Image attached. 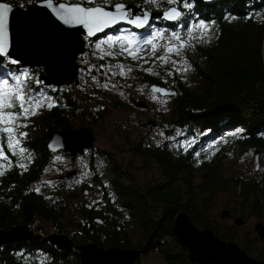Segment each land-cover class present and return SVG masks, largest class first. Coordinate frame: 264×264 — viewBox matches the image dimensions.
Masks as SVG:
<instances>
[{
    "label": "trees",
    "instance_id": "16d2710c",
    "mask_svg": "<svg viewBox=\"0 0 264 264\" xmlns=\"http://www.w3.org/2000/svg\"><path fill=\"white\" fill-rule=\"evenodd\" d=\"M0 1L26 8L37 0ZM129 1L157 9L149 0ZM167 1L158 3L163 8ZM177 3L191 4L190 8L180 10L210 26L208 43L194 46L195 58L190 61L195 85L187 86L177 76L168 82L150 75H143L142 79L176 91L173 111L166 121L178 122L189 130L195 138L196 152L191 154L188 149L176 154L163 144L131 139L125 128L120 133L124 147L116 146L102 154L109 161L110 175L107 185L102 187L101 199L87 205L84 196L79 199L77 191L41 180L53 158L63 155L49 151L50 133L73 129L65 108L78 107L67 90L46 86L55 106L39 117L37 129H28L30 137L22 146L30 152L31 159L18 152L14 155L0 136V148L8 157L0 159V172L4 173L0 176V229L10 230L19 224L41 237L2 244L0 264H80L77 247L85 244L134 250L137 252L134 264H141L140 258L154 251L159 252L166 264H201L188 258V248L173 232L179 212L187 214L196 227L208 228L226 242H234V233L219 230L206 217L207 203L217 191L230 192L241 208L256 217L264 212V178L243 181L237 176L223 177L220 156L209 160L202 155L201 147L217 135L237 128L233 134L236 144L264 148V0H177ZM159 19V23L172 28L177 24ZM18 68L7 57H0V71L14 74ZM41 70L35 67V73ZM34 86L32 81L31 87ZM65 97L66 106L61 103ZM80 111L87 116L86 126L91 128L100 126L105 116L103 111L94 112L90 103ZM92 151L91 148L89 152ZM124 151L134 154L141 161L140 166L135 167L132 160L117 155ZM20 164H25L27 170L20 168ZM152 164L158 167L160 178L140 177L138 169H148ZM198 173L199 181L194 183ZM199 194L205 195L201 201ZM51 233L65 235L72 247L58 248L46 239ZM253 245L244 241L240 248L248 255L253 252L254 257L249 256L264 264V247L256 251Z\"/></svg>",
    "mask_w": 264,
    "mask_h": 264
},
{
    "label": "rangeland",
    "instance_id": "374dc122",
    "mask_svg": "<svg viewBox=\"0 0 264 264\" xmlns=\"http://www.w3.org/2000/svg\"><path fill=\"white\" fill-rule=\"evenodd\" d=\"M118 1L130 2L129 0H107L105 3V0H100L99 3L108 7ZM149 1L153 3V7L157 8L156 11L166 9L170 6H176L181 9V7L183 8L185 5L183 3L179 6L177 0H175L174 3H169L167 1V5L165 4V6L161 8V5L158 3L159 0ZM65 2L74 3L79 2V0H68ZM143 5L151 11H155L149 8L145 3H143ZM158 20L160 19L155 17L145 28H140L139 30L116 24L117 27L113 26L112 29H108L111 30V32L108 33L106 29L104 33L97 34L92 40H90V37L87 35L83 36L85 40V51L77 56V63L79 65L77 83L73 81L68 85L59 84L55 86L54 84H50L48 87L60 88L61 91L67 90V92H69L68 94L74 100L75 105L78 106L74 110L68 106L65 108L74 129L89 125L87 124V116H82L80 111L82 106L87 105V103H90V108H92L94 112L96 110L105 112V116L101 118L100 122L102 123L100 126L94 127L91 125L92 136L94 138L92 153L87 151L82 155H78L74 160L66 157L68 155L64 153L63 155H57L53 158L46 168L45 173L42 175V182L45 184L63 185L68 190L77 191L79 199H83V191L87 189V194L84 197L86 199V204H95V202L101 199L102 187L107 185V179L110 175L108 168L109 161L105 160L102 154L108 150H113L116 146L124 147V142L120 133L121 130L125 128L128 129L131 139H142L154 145L163 144L176 154L185 152L188 149H191V154L196 152V149H193L195 138L192 134L188 133L189 130L185 126H181L178 122L172 123L166 121V118H168L173 111V96H163L159 93H155V98H153V93L149 89L150 84L143 81L142 76L150 75L155 78L162 77L166 82H168L170 78L177 76L184 81L187 86L194 87L196 79L190 61L195 58L196 53L194 46H202L208 43L210 39V26L204 21L193 19V17L187 15V12L183 11L181 17L175 20L174 23L177 24L174 28L159 23ZM201 22H203L205 26L203 29L197 27ZM190 28L192 31H189ZM121 29H127L130 32L136 33L139 39L152 38L154 32L161 33L160 36L154 39V43L157 46L155 53H153L151 45L143 46L139 53L148 61L147 63H145L144 60H133L127 54L106 55L108 51L118 52V46L110 49L107 44H102L100 49L96 48L98 42L105 40L108 35L120 34ZM173 32H178L181 40L189 46L182 49L178 56L172 55L167 62L160 61L157 57L164 55L166 46L180 43V41L172 37L171 34ZM172 61H178L179 63L173 64ZM118 65L123 66L125 75H120V68ZM129 68H131L132 71H127ZM148 68H152L153 71H146ZM185 68L188 70L184 71L183 69ZM177 69H180V71H177ZM24 71H27L30 76V79L26 81L27 87L25 88V92L27 93L30 90L34 96L44 101V106L36 110L37 114L28 115L27 119L17 121L18 124L27 125L26 127H18L16 129V133H27L25 137L20 138V144L15 149L18 153H20V147L24 148L22 146L23 142L30 137L28 133L29 127L36 128L39 117L49 110L47 103H53L48 88L43 85L37 87L40 73H35L34 67H19L14 74H9L7 70L0 71V79H7L9 84H12L14 83L13 77L22 75ZM41 72H43V69ZM93 77H95V79H93ZM32 81H34L35 85L33 88L31 87ZM105 84H107L108 87H104ZM139 101H143L145 107L139 105ZM66 102V97L61 100L64 106H66ZM149 120L156 122L155 125L146 126L145 123ZM235 132H237V128L229 129L225 131L224 134H219L207 143L202 144V155L209 160L220 156L223 177L237 176L243 181L251 178H264V148L251 146L243 147L236 144V140L233 136ZM0 136L6 142L5 145L7 146V140L4 134H0ZM12 142L15 144V140ZM25 150V153L20 154L28 158L30 152L27 149ZM118 153L117 155L120 158L132 160L133 166H140L141 161L131 152L124 151L122 154ZM91 155L93 156L91 157ZM256 157L258 166L255 161ZM147 168L148 169L145 168L146 170L143 168L138 169L140 177L148 180L160 178L157 166L152 164ZM71 170L76 171L75 176L68 179L60 178V176ZM197 175L198 177L196 176L194 178V183L199 181V173ZM199 196V201H201L205 195L199 194ZM226 208L234 212L235 216L244 217L245 222L241 225H237L234 223L233 217H221V211ZM206 214V217L209 218L219 230L228 229L229 232H233L234 242L239 247H242L244 241L250 242L252 245L255 241L252 249L256 251L262 250L264 247V237L262 239L259 238L254 229L256 222H264V212L257 217L248 213L246 209L240 207L238 202L234 201L230 196V192L217 191L216 194L211 196L207 203ZM200 227L201 226H199V228ZM252 253H249V255L253 256ZM121 255H124L123 257L125 258L131 257L129 256L130 254ZM41 257L42 254H40L39 258ZM140 262L141 264H166L158 251L142 256Z\"/></svg>",
    "mask_w": 264,
    "mask_h": 264
},
{
    "label": "water",
    "instance_id": "95a60500",
    "mask_svg": "<svg viewBox=\"0 0 264 264\" xmlns=\"http://www.w3.org/2000/svg\"><path fill=\"white\" fill-rule=\"evenodd\" d=\"M206 2H213L215 0H204ZM2 3H8L5 1H0ZM59 3H67L63 0H54V6ZM117 3H123L125 5L126 10H130L131 13L135 15H142L147 12L149 15V21L153 18H161L166 21H175V20H167L163 18V13L166 10L171 8H176L178 12L182 14V11L176 6H170L166 9L160 11H151L144 5L140 3H130L118 1L114 4L105 7L108 11H115L114 5ZM11 5L12 12H14V16L19 20L21 18L20 15L27 14L29 11L42 8L41 10L50 16L53 23V29L55 34H57L58 42H62L64 44V48H60L56 53L51 52L52 47L47 44L49 43V39L46 40V48H49L47 51L43 50L40 53L39 50L36 51V55L34 51H30L26 58L28 59H20L21 57H15L12 55V52L9 50V56H7L8 60L14 59L17 61V64L27 65L29 67H41L43 72H40L39 75V83L44 86H48L50 84L59 85L65 84L68 85L71 82L75 81L77 83V73L79 65L77 63V56L79 54L84 53L85 40L83 38L84 35H87L86 30L82 26H69L64 25L61 21H59L52 9L48 8L45 0H37L31 5H28L26 8H21L17 5H13L12 3H8ZM46 5V6H45ZM43 6V7H42ZM177 20V19H176ZM118 25H130L125 21H119ZM133 26V25H132ZM18 32L21 33V30L18 29ZM57 32V33H56ZM72 32L71 39L69 43H66V34ZM101 33V32H99ZM97 33V34H99ZM96 34V35H97ZM20 35V34H19ZM95 35V36H96ZM64 36V37H63ZM93 36V37H95ZM66 37V38H65ZM90 37V38H93ZM64 41V42H63ZM71 41V42H70ZM6 46L10 47L11 50L14 47V44L10 41L6 42ZM12 46V47H11ZM8 48V49H10ZM15 49V48H13ZM55 49V48H53ZM52 49V50H53ZM56 50V49H55ZM43 52V53H42ZM39 53V54H38ZM53 53V54H52ZM12 64V63H11ZM15 65V64H14ZM60 66L61 70L59 72H55L56 67ZM55 68V69H54ZM61 74V75H60ZM153 87L163 88L168 93L163 96H174L176 91L172 88H168L159 84H150L149 89L152 91ZM174 93V94H173ZM139 105L145 107L143 101L138 102ZM146 126H153L155 122L149 120L145 123ZM92 128L90 126H81L77 129H69V130H54L50 133L49 140L47 142V147L50 152H63L64 154L76 157L77 154H82L84 150H90L92 148L93 136H92ZM256 164L258 166L257 157L255 159ZM256 166V168H257ZM76 171L71 170L66 174L60 176L61 179H68L70 177L75 176ZM87 194V189H84L83 196L85 197ZM228 215V210L223 209L221 211V217H225ZM96 221L101 222V219H96ZM244 222L242 217H237L235 219V223L237 225H241ZM258 235L263 237L264 235V225L261 222H256L254 225ZM173 232L175 236L178 238L180 243L188 248V258L191 261H196L201 264H259L258 260H255L251 256H249L244 249H241L237 244L231 241H224L219 237L215 236L213 232L208 228H199L196 227L188 218L187 214L184 212H179L174 220L173 224ZM40 238V234H34L33 231L28 230L27 227L22 225H15L10 230H2L0 229V246L8 241H14L17 239H26V238ZM46 239L51 243L55 244L58 248H70L72 247V242L65 235H58L56 233L49 234ZM80 253V264H95L93 262V258L99 259V262L102 264H134V260L136 259L137 252L134 250H122L118 248H108L102 249L93 244H85L77 247ZM127 254L131 257L125 258L124 255ZM121 255V256H120ZM112 257L110 262H103L109 257ZM93 257V258H92ZM92 261V262H91Z\"/></svg>",
    "mask_w": 264,
    "mask_h": 264
},
{
    "label": "snow or ice",
    "instance_id": "6c2138e0",
    "mask_svg": "<svg viewBox=\"0 0 264 264\" xmlns=\"http://www.w3.org/2000/svg\"><path fill=\"white\" fill-rule=\"evenodd\" d=\"M107 0H105V3ZM169 3H174L175 0H168ZM48 8L52 9L56 18L61 21L64 25L69 26H82L87 33L88 37H93L99 32H103L107 28H112L119 21H125L126 23L133 25L136 28H144L148 25L149 15L147 12L142 15H133L130 10H126L123 3H117L114 5L115 11H108L106 8L99 3V0H79L72 4L59 3L54 6V0H45ZM184 7H191V4H185ZM11 5L8 3L0 2V57L9 56V49L6 46V34L8 26V14L11 12ZM181 16V13L176 8H171L163 13V18L167 20H176ZM197 27L203 29L205 26L201 22ZM189 31H192L190 28ZM127 33V34H124ZM160 32H154L152 38L139 39L136 33L130 32L127 29H121L120 34L108 35L105 40H102L96 44V48L100 49L102 44H107L111 49L115 46L119 47L118 52L108 51L106 55H121L127 54L133 60H144L145 63L148 61L144 59L139 53L142 47L145 45H151L153 53L156 51V44L154 39L160 36ZM172 37L180 41L179 44H170L164 49V55L157 57L160 61L169 60L172 55H179L182 49L187 48L189 45L181 40L178 32H173ZM10 63L16 64L17 61L14 59L9 60ZM173 64L179 63L178 61H172ZM120 68V75H125V71L122 65H118ZM187 71L188 69H183ZM127 71H132L129 68ZM148 72H152V68L146 69ZM180 71V69H177ZM30 79L29 73L24 71L22 75L13 77L14 83L9 84L7 79H0V134H4L7 140V148L16 154V147L20 144V138L27 135L26 132L16 133L18 127H26L27 125L18 124L17 121L21 119H27L28 115L37 114L36 110L44 106V101L38 99L29 90L25 92L27 87L26 81ZM95 79V77H93ZM39 83V81H37ZM104 87H108L107 84ZM153 98L155 93H161L167 95L165 89L153 87L152 88ZM174 94V93H173ZM50 100V98H49ZM55 105L51 102L47 103V107L50 109ZM15 133V135H14ZM15 140V144H13ZM20 153H25L26 150L22 147L19 149ZM0 159L7 160L8 157L4 154V149L0 148ZM28 159H31L28 154ZM20 168L27 170L25 164H20ZM4 175L0 172V176ZM39 191V188L34 189ZM91 206V205H90Z\"/></svg>",
    "mask_w": 264,
    "mask_h": 264
},
{
    "label": "bare ground",
    "instance_id": "6f19581e",
    "mask_svg": "<svg viewBox=\"0 0 264 264\" xmlns=\"http://www.w3.org/2000/svg\"><path fill=\"white\" fill-rule=\"evenodd\" d=\"M41 9L42 8L37 7V9L31 10L27 14L20 15L21 18L19 20L17 19V17L14 16L15 15L14 12L11 11L8 14V26H7V34H6L5 40L7 43H9L11 41L12 44H14L13 48H15V49L12 48V50H11L10 47H8V48H10L9 50L12 52V55H14L15 57H18V58L21 57L20 59L30 60V58H26L30 51L31 52L34 51L35 55H36V53H37L36 51L39 50V53H40V49H41V51H42V49L47 51L49 48L51 49V47H52V49L55 48L56 50L51 49V52L58 54L57 50L60 51L59 50L60 48L61 49L64 48L65 45L62 44V42H58L59 39L56 38L57 34H55V32H54L52 19L50 18V16L48 14H45ZM115 26L116 25H114V27ZM122 26L132 27L136 30L140 29V28H136L132 25H122ZM18 29L21 30V33L18 32ZM108 29L109 28H107V30ZM105 31H106V29L103 31V33ZM71 34H72V32L67 33L65 35L67 37V38L65 37L66 43H69L71 36H73ZM48 39H49V43H47V44H49L51 47L46 48L48 46L46 44V40H48ZM92 39H94V37L91 38V40ZM18 66L24 67V68L29 67L27 65H22V64H19ZM60 70H61V67L58 66V67H56L55 72H59ZM85 152H87L86 149L84 150V152L82 154H84ZM62 154H63V152H62ZM82 154H77L76 157L78 155H82ZM66 157L71 158L72 160L76 159V157H71V156H66ZM95 258H93V262H95V264H102V262L98 261L99 259L97 260ZM111 259H112V257L110 256L109 259H106V261H103V262H110Z\"/></svg>",
    "mask_w": 264,
    "mask_h": 264
},
{
    "label": "flooded vegetation",
    "instance_id": "af4514ba",
    "mask_svg": "<svg viewBox=\"0 0 264 264\" xmlns=\"http://www.w3.org/2000/svg\"><path fill=\"white\" fill-rule=\"evenodd\" d=\"M8 59V58H7ZM19 65V64H18ZM36 67V66H35ZM34 67V68H35ZM227 210H228V215H227V217H233L234 219H233V221H234V223H235V219L237 218V217H242V216H235V213L234 212H231V210L230 209H228V208H226ZM243 218V220H244V222H245V218L244 217H242ZM243 222V223H244ZM263 225H264V222H262V221H260ZM254 229H255V227H254ZM256 230V229H255ZM256 233H257V231H256ZM258 234V233H257ZM259 236V235H258ZM263 237H264V235H263ZM263 237H260L259 236V238H263ZM259 261V264H262L261 263V261L260 260H258Z\"/></svg>",
    "mask_w": 264,
    "mask_h": 264
}]
</instances>
